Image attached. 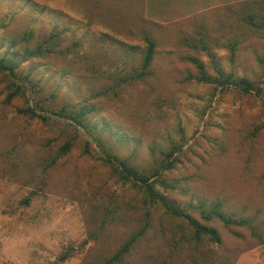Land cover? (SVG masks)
Wrapping results in <instances>:
<instances>
[{
  "label": "rangeland",
  "instance_id": "rangeland-1",
  "mask_svg": "<svg viewBox=\"0 0 264 264\" xmlns=\"http://www.w3.org/2000/svg\"><path fill=\"white\" fill-rule=\"evenodd\" d=\"M245 1L0 0V54L14 51L11 41L25 32L33 33L31 47L60 33L70 53L23 64L41 95H53L57 107L92 109L97 132L139 169L181 146L165 173L176 188L159 191L222 238L188 243L185 220L146 205L131 183L113 177L96 145L86 149L88 134L49 166L71 130L19 114L23 99L5 105L0 76V264H103L147 221L123 264H264V34L231 12ZM146 36L157 41L156 54L151 73L137 79ZM201 41L207 50L193 47ZM189 57L212 76L247 77L263 94L199 83ZM216 203L250 224L206 221L203 210Z\"/></svg>",
  "mask_w": 264,
  "mask_h": 264
},
{
  "label": "trees",
  "instance_id": "trees-1",
  "mask_svg": "<svg viewBox=\"0 0 264 264\" xmlns=\"http://www.w3.org/2000/svg\"><path fill=\"white\" fill-rule=\"evenodd\" d=\"M231 12L235 13L239 21L247 28L264 34V0L241 2L238 8H231ZM32 39L33 33L25 32L22 35L16 36L11 41L9 46L15 50L7 52L6 54H0V76L2 77V82L5 83V105H11L16 99H23L26 106L25 108L18 109L19 114L33 120H40L46 124L52 122L62 124L63 128L65 125L71 130L72 136L57 150L55 158L52 159L49 166L56 164L59 160L68 156L81 135L88 134L91 140L86 144V149H89L91 142L96 145L98 150L95 149V152L98 154V160L109 169L113 177L131 183L143 195L146 205L151 207L161 205L169 214L185 220V233L183 232V234L188 243L197 246L204 239H208L213 244H221L222 238L214 227L199 223L190 215H187L185 211L167 200L159 191V188H162L165 192L176 188L175 183L169 182L165 178V173L173 171L176 168L179 162L178 153L182 151V147L173 145L170 150L162 151V158L156 160L154 167L149 170L139 169L132 164L129 158H122L116 155L107 140L101 133L97 132V126L91 124L90 116L93 112L92 109L70 105L66 102L59 107L54 106V96L43 97L41 95L43 90L40 87V83L34 80L33 73H24L22 69L24 63L34 59L67 55L72 49H62L60 33L50 34L34 47L30 46ZM238 44L236 41L229 44L232 58L236 55ZM144 46L141 69L134 76L137 79L144 78L151 73L150 67L155 58L157 41L154 38L146 36L144 38ZM18 47H21L20 51L16 50ZM193 47L204 50L208 48L203 41L197 44L194 43ZM188 59L198 69L199 76L196 77V80L199 83L214 86L216 91L219 89L222 91L233 89L244 96L252 94L260 96L263 94L262 86L247 77H237L232 73L225 74L220 70H217V74L212 76L207 73L204 64L199 59L193 57H189ZM123 81L125 80L123 79ZM109 92L110 89L98 95H107ZM25 202L29 204L28 200H25ZM220 206L219 203H216L211 206L209 211L203 210L205 220L209 222L214 219H219L228 227L250 224V220L248 219L236 220L233 216L226 215L220 210ZM147 215H149V212ZM149 227L150 224L147 221L141 229L132 232L117 252L103 264H123L126 257L142 238L145 237ZM69 255H63L61 261L67 260Z\"/></svg>",
  "mask_w": 264,
  "mask_h": 264
},
{
  "label": "water",
  "instance_id": "water-1",
  "mask_svg": "<svg viewBox=\"0 0 264 264\" xmlns=\"http://www.w3.org/2000/svg\"><path fill=\"white\" fill-rule=\"evenodd\" d=\"M56 264H58V263H56Z\"/></svg>",
  "mask_w": 264,
  "mask_h": 264
}]
</instances>
